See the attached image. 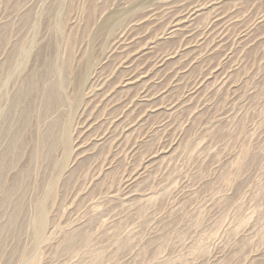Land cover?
Instances as JSON below:
<instances>
[{
  "label": "rangeland",
  "instance_id": "rangeland-1",
  "mask_svg": "<svg viewBox=\"0 0 264 264\" xmlns=\"http://www.w3.org/2000/svg\"><path fill=\"white\" fill-rule=\"evenodd\" d=\"M113 1L0 0V46L31 41L38 68L58 52L76 69L65 95L81 88L68 155L32 164L34 114L23 152L0 162V264L32 243L41 197L56 227L39 264H264V0L225 1L174 37L167 0H145L161 20L121 38L96 22ZM222 11L237 24L211 26Z\"/></svg>",
  "mask_w": 264,
  "mask_h": 264
},
{
  "label": "bare ground",
  "instance_id": "bare-ground-1",
  "mask_svg": "<svg viewBox=\"0 0 264 264\" xmlns=\"http://www.w3.org/2000/svg\"><path fill=\"white\" fill-rule=\"evenodd\" d=\"M225 1L228 0H176L177 8H175L172 5V0H167V10L172 14L177 13L173 15L174 17H170L171 19L169 18L168 36L174 37L192 28L207 9L220 6ZM144 2L145 0H114L107 6V10H102L97 15L96 22L102 23L107 16V27L111 32H114L117 26L120 25L121 27L115 32V38L123 37V34L131 28L156 24L161 20L159 17L162 16L152 13L148 15L151 10L149 6L143 7ZM163 2L167 4L165 0ZM182 8L187 12L179 13ZM117 11H119V15H115ZM139 13L143 14L139 15ZM209 24L215 29L225 30L227 27L237 24V20L232 15L229 16L227 11H222L216 13ZM209 30L211 29L207 31ZM29 42L31 41H13L10 44L7 43L4 47L0 46V142L6 139V149L0 158V162L4 157V166H7V162L10 163L14 159L15 153L23 152L29 121L34 114L44 125V129L40 132L39 138L31 151V159H34L32 164L37 163L41 158L45 160L50 159L51 156L54 158V155L51 154L59 146L63 147L65 155H68L75 146L71 131L72 102L81 99V88L79 99H77L79 94L75 93L72 102L68 94L65 95V92L68 91V88L72 89L70 87H73L68 86V84H71V77L75 74L76 69L71 70L67 60H61L59 53L55 51L44 58L42 68L35 65L28 66L33 50V46ZM96 69L97 67H92L89 70V74H87L83 83L81 82L82 89L86 82L87 84L92 83ZM138 78L137 76L128 78V84L137 81ZM67 108L69 114L66 113ZM23 170L20 171L21 174L19 173L18 181L16 180L14 183L17 186L21 183L22 175L26 181L31 173L30 166ZM0 179H2L1 173ZM24 185H21V187ZM10 193H7L8 198H12ZM132 195L133 193H130L126 198ZM19 211L20 208L16 206L14 214L17 215ZM34 214L33 227L31 228L32 235H30L32 243L28 247L24 246L22 253L19 255V261L23 264H39L36 258L37 251L45 243L48 234H52L50 230L56 227L55 224L49 221L48 202L45 197L36 200Z\"/></svg>",
  "mask_w": 264,
  "mask_h": 264
}]
</instances>
